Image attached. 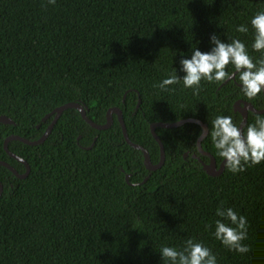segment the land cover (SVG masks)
<instances>
[{
	"label": "trees",
	"instance_id": "1",
	"mask_svg": "<svg viewBox=\"0 0 264 264\" xmlns=\"http://www.w3.org/2000/svg\"><path fill=\"white\" fill-rule=\"evenodd\" d=\"M261 83L264 0H0V161L20 174L5 140L41 139L70 102L101 125L121 109L154 164L152 123L200 120L220 168ZM156 132V171L115 113L97 130L67 109L44 143L10 141L31 171L0 165V264H264V114L217 177L200 124Z\"/></svg>",
	"mask_w": 264,
	"mask_h": 264
},
{
	"label": "water",
	"instance_id": "2",
	"mask_svg": "<svg viewBox=\"0 0 264 264\" xmlns=\"http://www.w3.org/2000/svg\"><path fill=\"white\" fill-rule=\"evenodd\" d=\"M236 74H237V72L234 73L233 75H231L225 81L224 84L228 83L231 79H234ZM259 86L264 91V83L259 84ZM240 103H241L240 101H238L236 103V110L241 111V113L243 115V120H242V123H241L240 128H239V136H240V138L242 140V149H241L240 152L232 154V155L228 156L227 158H225L223 160L220 168L217 167V161L214 158V156L212 154H210L209 152H206V151H204L202 149L201 142L209 134V127H208L207 124H204L200 120H197V119H185V120L172 122V123H162V122L152 123L151 124V132H152L153 137L156 139V141L160 145V150H161L160 162L158 164H154L151 161V157H150V154H149L148 150L145 149L143 146H141L139 144H135V143H133L131 141V139L129 137V134H128V131H127V127H126V124H125V121H124V118H123V113H122L121 109H119V108H111V109H109L108 114H107V118H108L107 123L105 125H101V124H97V123L93 122L87 116L86 109H85V107L83 105H81L80 103H73V102L66 103V104H64V105H62L60 107H57L56 109H54L50 114H48L43 119V121H47L52 115H54V119L50 123L47 131L45 132V134L43 135V137L41 139L36 140V141H32V140H29V139H26V138H23V137H20V136L11 135L5 140V143H4L5 150L9 153V155H11L13 158H15L16 160L20 161L21 163H23L25 165L26 172L24 174H20L13 166H11L9 163H7L5 161H0V165H3L5 167H7L8 169H10L18 178H21V179L27 178L29 176V174H30L31 167H30V165L28 164V162L24 158H22V157L16 155L15 153H13L12 151H10V149L8 147L9 142L12 141V140H20V141H23L24 143H26L28 145H40V144L44 143L45 140L48 138V136L51 134L54 126L56 125L57 121L59 120V118L61 117V115L63 114V112L65 110H67V109H77L78 111H80L83 119L88 124H90L93 128H95L97 130H105V129L110 128L111 125L113 124V114L114 113L117 114L119 122H120V124L122 126V129H123V134H124L126 142L130 146H132L134 149L142 150L144 152V155H145V166H146L147 170H149V171L159 170L165 164V161H166L165 146H164L161 138L159 137V135L156 132V129L158 127L172 129V128L181 127V126H183L184 124H186L188 122L198 123V124H200L202 126V128L204 130L202 137L198 141L199 152L202 155L208 156L211 159V163L210 164L202 162L203 168L210 176L217 177V176H220L224 172L227 164L230 161L238 159L247 150V139H246V137H245V135L243 133V130H244L245 126L248 123L249 111H252V112H254L256 114H264V109H262V110L256 109L251 103H248V102L245 103L244 107H241ZM0 123L12 124L13 121L10 118L6 117V116H0ZM188 155H189V153H186L184 155V157H187ZM193 157L195 159H199L200 160V158L197 155H193ZM129 179H130V175H127L126 180H127L128 183H130ZM147 179L148 178H146L142 183L146 182ZM3 191H4V187H3V184L0 182V197L2 196Z\"/></svg>",
	"mask_w": 264,
	"mask_h": 264
}]
</instances>
